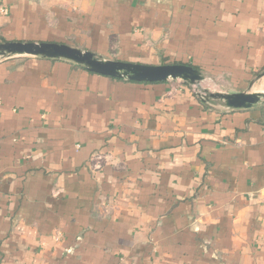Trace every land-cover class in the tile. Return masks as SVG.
Returning a JSON list of instances; mask_svg holds the SVG:
<instances>
[{"label": "crops", "instance_id": "1", "mask_svg": "<svg viewBox=\"0 0 264 264\" xmlns=\"http://www.w3.org/2000/svg\"><path fill=\"white\" fill-rule=\"evenodd\" d=\"M0 4V42L189 63L228 93L264 76L249 85L264 0ZM0 264H264V97L228 108L178 79L0 56Z\"/></svg>", "mask_w": 264, "mask_h": 264}, {"label": "water", "instance_id": "2", "mask_svg": "<svg viewBox=\"0 0 264 264\" xmlns=\"http://www.w3.org/2000/svg\"><path fill=\"white\" fill-rule=\"evenodd\" d=\"M31 55L46 58H59L83 65L89 71L118 79L135 82H162L181 80L194 87L197 96L203 101L222 102L228 108H249L258 103L264 93L250 88L238 92L209 91L202 88L204 79L198 69L184 63L142 64L122 60L104 59L90 50L60 42L48 41H3L0 42V56ZM264 75L260 72L250 82V86ZM249 86V87H250Z\"/></svg>", "mask_w": 264, "mask_h": 264}, {"label": "rangeland", "instance_id": "3", "mask_svg": "<svg viewBox=\"0 0 264 264\" xmlns=\"http://www.w3.org/2000/svg\"><path fill=\"white\" fill-rule=\"evenodd\" d=\"M203 77L204 79L200 82L202 88H206L209 91H220V92H224V90L228 88L226 84V79H224V77H212L204 74ZM263 83H264V76L260 80H258L255 84L252 85L251 90L262 89L264 86ZM192 88L193 90H195L193 86Z\"/></svg>", "mask_w": 264, "mask_h": 264}, {"label": "built area", "instance_id": "4", "mask_svg": "<svg viewBox=\"0 0 264 264\" xmlns=\"http://www.w3.org/2000/svg\"><path fill=\"white\" fill-rule=\"evenodd\" d=\"M0 13L6 14L7 13V7L0 4Z\"/></svg>", "mask_w": 264, "mask_h": 264}, {"label": "trees", "instance_id": "5", "mask_svg": "<svg viewBox=\"0 0 264 264\" xmlns=\"http://www.w3.org/2000/svg\"><path fill=\"white\" fill-rule=\"evenodd\" d=\"M188 65H190V66L194 67L195 69H198L199 70V68L197 66H194V65L189 64V63H188Z\"/></svg>", "mask_w": 264, "mask_h": 264}]
</instances>
